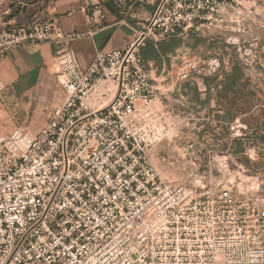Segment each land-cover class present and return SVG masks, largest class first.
Masks as SVG:
<instances>
[{
  "label": "built area",
  "instance_id": "2783aa9c",
  "mask_svg": "<svg viewBox=\"0 0 264 264\" xmlns=\"http://www.w3.org/2000/svg\"><path fill=\"white\" fill-rule=\"evenodd\" d=\"M239 0H132L153 5L127 47L100 49L83 67L73 42L103 25L100 4L86 6L87 33L65 32L58 15L0 26V57L39 43L55 47L52 74L61 97L37 132L0 133V264H264V206L255 182L238 189L176 184L152 153L166 136L162 96L140 55L220 23ZM188 69L222 74L215 55ZM188 78L187 69L179 72ZM7 85L0 76V94ZM163 107V106H162Z\"/></svg>",
  "mask_w": 264,
  "mask_h": 264
},
{
  "label": "rangeland",
  "instance_id": "374dc122",
  "mask_svg": "<svg viewBox=\"0 0 264 264\" xmlns=\"http://www.w3.org/2000/svg\"><path fill=\"white\" fill-rule=\"evenodd\" d=\"M13 2L0 0V26H11L5 23L10 11L4 12ZM213 17L210 28L190 33L173 53L146 62L162 96L158 107L166 112L168 130L152 158L162 177L198 192L231 182L243 190L253 181L264 206V0H239L222 23L219 14ZM215 55L225 68L212 82L188 69L190 62L202 64ZM235 68L239 78L227 88ZM182 69L188 78L179 75ZM12 89L22 100L25 86ZM0 112L12 123L11 130L40 129H33L32 116L8 86L0 94Z\"/></svg>",
  "mask_w": 264,
  "mask_h": 264
},
{
  "label": "crops",
  "instance_id": "0c3cea01",
  "mask_svg": "<svg viewBox=\"0 0 264 264\" xmlns=\"http://www.w3.org/2000/svg\"><path fill=\"white\" fill-rule=\"evenodd\" d=\"M132 0H15L4 12L5 23L22 26L39 14L58 15L65 32L87 33L89 25L84 11L86 6L100 4L103 13L102 27L91 36L77 39L73 47L80 63L87 67L100 49L112 50L127 47L135 39L133 27H140L153 13L155 6H135L129 17V24L119 22L120 8ZM19 7L14 8L13 5ZM13 12V15H11ZM55 47L47 42L28 45L14 55L0 57V76L14 94L20 107L32 116L37 127H42L47 111L62 95L56 77L52 74ZM25 86L23 99L13 91L14 85ZM29 85L33 87L29 88ZM36 118V119H35ZM12 123L0 112V133L11 130Z\"/></svg>",
  "mask_w": 264,
  "mask_h": 264
},
{
  "label": "trees",
  "instance_id": "16d2710c",
  "mask_svg": "<svg viewBox=\"0 0 264 264\" xmlns=\"http://www.w3.org/2000/svg\"><path fill=\"white\" fill-rule=\"evenodd\" d=\"M11 15H13V12H11ZM183 43H184L183 40L177 37H173L161 41L157 46L152 40H147L145 45L140 48V55L142 56L145 62L151 59L152 60L160 59L163 58L164 56H168V54L170 53H173L178 47L183 45ZM217 77L218 75L214 77H205L204 79H206L207 82H212L214 78ZM238 78H239V72L235 68L233 74L228 75L225 86L227 88L235 86ZM191 83L193 85H197L196 82H189V84Z\"/></svg>",
  "mask_w": 264,
  "mask_h": 264
}]
</instances>
